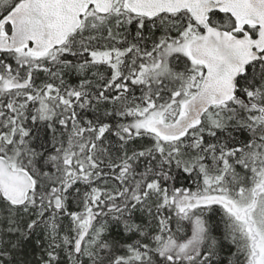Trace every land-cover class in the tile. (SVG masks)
<instances>
[{
	"label": "snow or ice",
	"instance_id": "obj_1",
	"mask_svg": "<svg viewBox=\"0 0 264 264\" xmlns=\"http://www.w3.org/2000/svg\"><path fill=\"white\" fill-rule=\"evenodd\" d=\"M0 264H264V0H0Z\"/></svg>",
	"mask_w": 264,
	"mask_h": 264
}]
</instances>
